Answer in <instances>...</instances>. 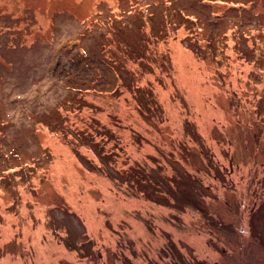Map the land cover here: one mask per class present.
<instances>
[{"label":"rangeland","instance_id":"374dc122","mask_svg":"<svg viewBox=\"0 0 264 264\" xmlns=\"http://www.w3.org/2000/svg\"><path fill=\"white\" fill-rule=\"evenodd\" d=\"M0 264H264V0H0Z\"/></svg>","mask_w":264,"mask_h":264}]
</instances>
